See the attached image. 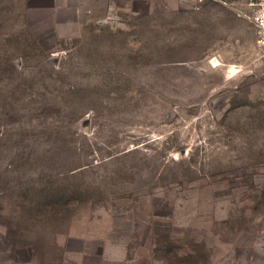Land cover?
<instances>
[{"label":"rangeland","instance_id":"374dc122","mask_svg":"<svg viewBox=\"0 0 264 264\" xmlns=\"http://www.w3.org/2000/svg\"><path fill=\"white\" fill-rule=\"evenodd\" d=\"M93 1L0 0V264H264L251 0Z\"/></svg>","mask_w":264,"mask_h":264},{"label":"crops","instance_id":"0c3cea01","mask_svg":"<svg viewBox=\"0 0 264 264\" xmlns=\"http://www.w3.org/2000/svg\"><path fill=\"white\" fill-rule=\"evenodd\" d=\"M116 0H99V1H93L92 4L93 5H96V3H101V4H106V5H109L110 3H115ZM97 6V5H96ZM112 245H116L115 243H111ZM121 247V250L122 252L124 253V257L120 260H112L111 261L113 263H117L118 264V261L122 262V263H125V264H130V262H134V264H148L147 262H149V260L153 259L151 258L153 252H154V247L151 248V247H148L147 244H142L140 247H142L141 249L144 250V252L138 256V259H129L128 256H127V253H128V245H127V242L125 243H122L121 245H119ZM77 252V251H76ZM100 256H97V255H94L93 254V251L92 250H89V249H86L85 251L84 250H78V253H77V260L76 261H69V264H104V261H106V255H105V251H103L102 253V258H100ZM155 264L158 263V264H162L163 260H152ZM107 262V261H106ZM64 263H67V262H64Z\"/></svg>","mask_w":264,"mask_h":264},{"label":"built area","instance_id":"2783aa9c","mask_svg":"<svg viewBox=\"0 0 264 264\" xmlns=\"http://www.w3.org/2000/svg\"><path fill=\"white\" fill-rule=\"evenodd\" d=\"M250 7L253 9V13L246 17L256 30L258 48L264 52V0H251Z\"/></svg>","mask_w":264,"mask_h":264},{"label":"trees","instance_id":"16d2710c","mask_svg":"<svg viewBox=\"0 0 264 264\" xmlns=\"http://www.w3.org/2000/svg\"><path fill=\"white\" fill-rule=\"evenodd\" d=\"M158 250H154V252H157ZM162 260H164V259H162Z\"/></svg>","mask_w":264,"mask_h":264}]
</instances>
